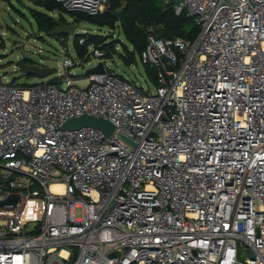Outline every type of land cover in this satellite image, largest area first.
<instances>
[{"label": "built area", "instance_id": "built-area-1", "mask_svg": "<svg viewBox=\"0 0 264 264\" xmlns=\"http://www.w3.org/2000/svg\"><path fill=\"white\" fill-rule=\"evenodd\" d=\"M110 1L56 0L92 16ZM172 5L198 34H147L152 90L103 62L80 87L71 57L63 87L0 81V202L17 197L0 205V264H264V0ZM83 115L112 133L60 130Z\"/></svg>", "mask_w": 264, "mask_h": 264}, {"label": "rangeland", "instance_id": "rangeland-1", "mask_svg": "<svg viewBox=\"0 0 264 264\" xmlns=\"http://www.w3.org/2000/svg\"><path fill=\"white\" fill-rule=\"evenodd\" d=\"M11 4L0 0V81L13 82L19 86L48 83L64 75L62 64L65 58L71 57L76 66L70 69L69 75L77 79L76 84L80 87L85 85V81L81 78L86 77V70L103 62L108 69L116 72L119 76L137 82L144 87L148 86L150 90L153 89L146 80L143 65L139 62L138 57H136V63L130 66L122 63L118 56L122 53L120 44L115 47L117 54L112 55L110 59L95 58L89 49L87 60H81L76 57L73 50V34L66 42H59L54 35L49 37L43 34L38 35L35 26L30 23L31 18L28 12V8H33V5L28 0H21V2L11 0ZM22 14L23 16H21ZM67 23H71L70 19H67ZM70 25L75 34L99 35L109 41L125 43L118 28L110 30L107 27L99 28L82 22ZM19 60H24L27 64L56 68L57 73L45 78L23 75L15 65ZM58 86L63 87V84L58 83ZM42 210L43 200L41 198H31L25 202L20 213V221L26 225L27 231H31L33 224L41 219ZM80 216L81 210H76L75 217Z\"/></svg>", "mask_w": 264, "mask_h": 264}, {"label": "trees", "instance_id": "trees-1", "mask_svg": "<svg viewBox=\"0 0 264 264\" xmlns=\"http://www.w3.org/2000/svg\"><path fill=\"white\" fill-rule=\"evenodd\" d=\"M5 1L12 5L11 0ZM18 1L21 2V0ZM28 2L33 5V8H28L30 23L35 26L38 35H45L55 29L57 20L66 26L82 22L99 28L119 29L125 43L109 41L99 35L75 34L73 32L74 53L77 58L85 61L88 58L86 56L90 47L103 53L102 58L110 59L112 55L117 54L115 47L120 44L122 53L118 56L123 64L130 66L136 63V57L145 48L148 33H153L162 39L185 41H193L198 34L194 18L188 15L185 10L176 14L174 6L166 0H111L102 14L94 16L81 11H69L56 0H28ZM118 12L121 13V16L116 19L113 14ZM67 19H70L71 23H67ZM54 36L58 41L63 39L65 42L69 38L64 34ZM79 39H83L82 44H79ZM143 69L147 82L153 86L156 85V70L146 65H143ZM60 78L53 79L48 83H59ZM12 84L14 83L12 82ZM20 86L28 87L27 85Z\"/></svg>", "mask_w": 264, "mask_h": 264}, {"label": "water", "instance_id": "water-1", "mask_svg": "<svg viewBox=\"0 0 264 264\" xmlns=\"http://www.w3.org/2000/svg\"><path fill=\"white\" fill-rule=\"evenodd\" d=\"M182 2H183V0H171L172 4L182 3ZM113 15L116 19H119L121 16V13L118 12V13H115ZM56 24H57V27L55 29H53L52 31L48 32L47 34H45L44 36L49 37V36L59 35V34L71 36L73 34V28L71 26L63 25L58 20L56 21ZM15 65L17 66V69L19 70V72L21 74L31 75V76H35L38 78H45L47 76L54 75L57 73L56 68L44 67V66H40L37 64H26L22 60L17 61L15 63ZM103 72H104V65L102 62H99L96 66L86 70L85 74L86 75L102 74ZM82 127H90V128H94L96 130H99L106 137L109 136L114 129L113 124L110 123L109 121L103 119V118L93 117L90 115H83V116L72 118V119L68 120L66 123H64L62 125L60 130H62V131H64V130L73 131V130H79ZM120 137L124 141H126L130 144H133L127 138H125L123 136H120ZM16 201H17V197L11 196V197L7 198L6 200H4L3 202H0V205L3 206V205H7V204H14ZM250 256L252 257L251 253H250Z\"/></svg>", "mask_w": 264, "mask_h": 264}, {"label": "bare ground", "instance_id": "bare-ground-1", "mask_svg": "<svg viewBox=\"0 0 264 264\" xmlns=\"http://www.w3.org/2000/svg\"><path fill=\"white\" fill-rule=\"evenodd\" d=\"M60 188H61L60 185H53V186H52V189H60Z\"/></svg>", "mask_w": 264, "mask_h": 264}]
</instances>
